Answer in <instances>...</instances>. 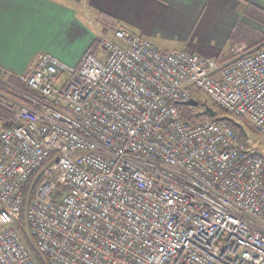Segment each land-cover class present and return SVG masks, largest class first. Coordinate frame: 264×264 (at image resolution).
Instances as JSON below:
<instances>
[{"label": "built area", "instance_id": "built-area-1", "mask_svg": "<svg viewBox=\"0 0 264 264\" xmlns=\"http://www.w3.org/2000/svg\"><path fill=\"white\" fill-rule=\"evenodd\" d=\"M97 36L77 65L3 71L0 264H264V148L176 107L195 88L264 134V41L220 62Z\"/></svg>", "mask_w": 264, "mask_h": 264}, {"label": "crops", "instance_id": "crops-1", "mask_svg": "<svg viewBox=\"0 0 264 264\" xmlns=\"http://www.w3.org/2000/svg\"><path fill=\"white\" fill-rule=\"evenodd\" d=\"M100 14L160 50L220 62L264 41V0H0V71L27 72L41 52L77 65L103 31Z\"/></svg>", "mask_w": 264, "mask_h": 264}, {"label": "trees", "instance_id": "trees-1", "mask_svg": "<svg viewBox=\"0 0 264 264\" xmlns=\"http://www.w3.org/2000/svg\"><path fill=\"white\" fill-rule=\"evenodd\" d=\"M100 16L104 19V21H102L104 28V31H107L109 27H111V25H113V20L112 18H110L109 16H106L105 14H100ZM99 47V42H98V37H95V40L93 41L92 45H91V50L93 52H96L97 49ZM3 79V73L0 71V91H5L8 93H12L13 91L10 90L8 88V86L2 81ZM14 85L27 93H32L28 88H26L24 85L20 84V83H14ZM193 90H197L195 88H190L189 91L191 93V95L194 97L193 95ZM199 91V90H197ZM21 98H23L24 100L27 101L26 98L20 96ZM198 100V99H197ZM199 101V100H198ZM28 102V101H27ZM200 103V101H199ZM176 107L181 115V117L183 119H191L193 121H202L204 119H206L207 117H209V114L205 112L204 109H199L200 105L198 106H191V105H187L184 103H177ZM212 107H214V105L212 104ZM0 116L3 117L2 120L8 119L11 117V115L6 112L5 110H3L2 108H0ZM216 119H226L228 121H230L231 123L234 124L235 128L237 129V131L242 135V127L240 125V123L236 122L235 120L228 118L227 116H217L216 114L213 116ZM21 223H22V217H21Z\"/></svg>", "mask_w": 264, "mask_h": 264}, {"label": "rangeland", "instance_id": "rangeland-1", "mask_svg": "<svg viewBox=\"0 0 264 264\" xmlns=\"http://www.w3.org/2000/svg\"><path fill=\"white\" fill-rule=\"evenodd\" d=\"M111 27L108 28L107 31H97V35L99 32L102 33H111L112 32ZM98 37V36H97ZM193 95L195 96L196 99H198L200 102H205L206 104L210 105L212 107V102L208 99V97L197 90H193ZM213 110L215 111V114L217 116H227L228 118H231L235 120L236 122L240 123L241 129L243 130L241 138L242 140L247 144L248 147L254 148L255 150H262L264 148V134L258 132L255 130L253 127L248 125L241 117L230 115L223 111L222 109L214 106L212 107ZM199 109H204L202 105H200ZM3 117L0 116V130L4 127L5 123H3L2 120Z\"/></svg>", "mask_w": 264, "mask_h": 264}, {"label": "water", "instance_id": "water-1", "mask_svg": "<svg viewBox=\"0 0 264 264\" xmlns=\"http://www.w3.org/2000/svg\"><path fill=\"white\" fill-rule=\"evenodd\" d=\"M184 104H187V105H191V106H198V105H202L205 112L208 113L209 115H214L215 114V111L213 110V108L206 104L205 102H200L194 98H190L189 100L183 102Z\"/></svg>", "mask_w": 264, "mask_h": 264}]
</instances>
